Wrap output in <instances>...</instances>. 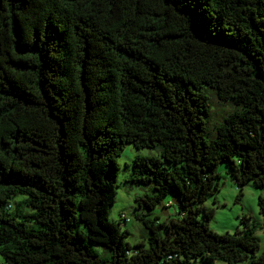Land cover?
<instances>
[{
  "label": "trees",
  "instance_id": "obj_1",
  "mask_svg": "<svg viewBox=\"0 0 264 264\" xmlns=\"http://www.w3.org/2000/svg\"><path fill=\"white\" fill-rule=\"evenodd\" d=\"M204 85L241 107L211 139ZM126 143L161 149L128 178L146 247L108 216ZM222 161L260 189L232 233L202 205ZM261 226L264 0H0V264H264Z\"/></svg>",
  "mask_w": 264,
  "mask_h": 264
},
{
  "label": "rangeland",
  "instance_id": "obj_2",
  "mask_svg": "<svg viewBox=\"0 0 264 264\" xmlns=\"http://www.w3.org/2000/svg\"><path fill=\"white\" fill-rule=\"evenodd\" d=\"M204 87L209 101L206 136L208 139H211L215 135L214 126L220 123L231 111L234 109L239 110L241 107L229 99L225 101L218 100L212 88L205 85ZM160 151L161 149L157 145L153 147L135 148L133 145L126 143L123 150L117 156L116 197H114V202L109 207L108 216L112 220H119L121 227L127 230L124 240L130 245L136 242H143V247H146L148 244L147 230L139 219L133 217L132 213L136 210L141 211L139 207H135V195H142L150 191V184H135L128 181L131 160L137 154H142V156L157 155L159 157ZM216 170L219 175L217 189L212 194H209L202 202L204 208L213 209L212 215L207 220L208 227L216 231V233H232L237 227H241L239 216L243 213L249 215L253 221L261 222L262 216L258 212L256 204L260 189L255 187L250 180H246L242 185L237 186V183L227 171L228 165L226 161L220 162ZM239 191L241 192L240 195H238ZM174 199L175 197L173 195H166L162 200L163 203L166 204L168 200H171L172 205L164 207L161 204H157L147 216L153 217L155 215L158 221H163L166 216L174 217L177 211V205ZM202 215V212H199L198 217ZM254 234L258 237L259 241V247H257L256 253L264 251V226L257 227ZM92 245L101 255L109 254L106 247L99 244ZM247 262L248 260L244 259L232 264H247ZM212 264L230 263L214 259Z\"/></svg>",
  "mask_w": 264,
  "mask_h": 264
}]
</instances>
